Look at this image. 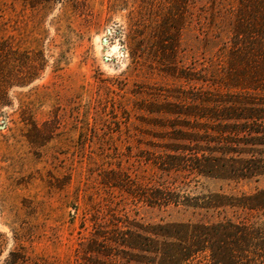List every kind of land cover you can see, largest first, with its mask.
Here are the masks:
<instances>
[{
  "label": "rangeland",
  "instance_id": "1",
  "mask_svg": "<svg viewBox=\"0 0 264 264\" xmlns=\"http://www.w3.org/2000/svg\"><path fill=\"white\" fill-rule=\"evenodd\" d=\"M244 3L0 0V264H211L202 231L264 223V120L218 116L264 111Z\"/></svg>",
  "mask_w": 264,
  "mask_h": 264
},
{
  "label": "trees",
  "instance_id": "2",
  "mask_svg": "<svg viewBox=\"0 0 264 264\" xmlns=\"http://www.w3.org/2000/svg\"><path fill=\"white\" fill-rule=\"evenodd\" d=\"M245 2L243 4V13L248 18V21L246 24L237 26V34L243 28L240 26L246 25L248 27L243 32L247 36V47L255 49L262 56L263 60L261 61L264 63V0H245ZM252 34H254V38L251 40L250 35ZM246 104L251 103H240L238 108L227 107L218 111L220 113L218 116L222 120H251L253 125L258 124V121L262 122L264 120V111L251 109L246 107ZM198 154L195 153L197 156L194 157L195 159L192 160V163L195 165L193 169L199 173H211L216 176L221 173H228V169H222L224 167L221 165V160L218 161L219 165H214L212 160L204 161L198 157ZM246 168L251 170L249 167ZM254 168L257 169L256 166ZM230 172L238 178L247 177V175L241 174L243 169L237 167H234ZM257 174L264 173L261 171ZM162 200L164 204L172 202L168 198ZM239 206L250 210H264V191L244 199ZM201 234L204 236V240L193 241L189 250L190 254L186 255L185 259L182 260L194 258L195 255L205 251L209 253L211 264H264V223L243 226L219 224L207 228ZM195 237L198 238L199 236L195 235Z\"/></svg>",
  "mask_w": 264,
  "mask_h": 264
},
{
  "label": "water",
  "instance_id": "3",
  "mask_svg": "<svg viewBox=\"0 0 264 264\" xmlns=\"http://www.w3.org/2000/svg\"><path fill=\"white\" fill-rule=\"evenodd\" d=\"M0 128H3V127H0Z\"/></svg>",
  "mask_w": 264,
  "mask_h": 264
}]
</instances>
